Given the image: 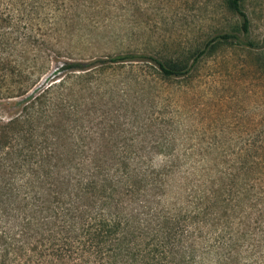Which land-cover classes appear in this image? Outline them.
<instances>
[{
    "label": "trees",
    "instance_id": "1",
    "mask_svg": "<svg viewBox=\"0 0 264 264\" xmlns=\"http://www.w3.org/2000/svg\"><path fill=\"white\" fill-rule=\"evenodd\" d=\"M85 1L22 0L26 14L0 12V28L21 20L26 25L20 37L0 33V100L23 97L19 114L0 118V264H264V144L245 149L232 172L218 169L217 162L54 159L58 152L51 140L56 142L62 122L47 114L52 104L48 88H34L46 66L11 67L7 47L19 38L35 43L30 19L49 24L50 32L59 23L68 33L81 27L85 6L97 5ZM45 5L49 13H38ZM249 5L250 0H226L238 17L236 25L188 48V55L127 49L63 66L86 75L110 63H148L161 79L184 77L223 50H264V36L260 41L251 37L254 10ZM55 105L71 108L67 102ZM63 170L73 176L66 179ZM200 171L183 206L177 191H184L183 183L176 184V175ZM131 203L138 206L128 211Z\"/></svg>",
    "mask_w": 264,
    "mask_h": 264
},
{
    "label": "rangeland",
    "instance_id": "2",
    "mask_svg": "<svg viewBox=\"0 0 264 264\" xmlns=\"http://www.w3.org/2000/svg\"><path fill=\"white\" fill-rule=\"evenodd\" d=\"M21 1L0 0V12L4 16L10 10L26 14ZM250 2L248 10H254L251 37L260 41L264 0ZM96 3L95 8L85 6L84 24L69 33L62 31L63 23L50 32L49 24L30 19V31L37 35L35 43L19 38L7 47L11 67L29 70L33 63L42 62L46 66L34 88H48L46 96L52 104L47 114L55 123L62 122L56 142L51 140L58 152L54 159L66 163H112L122 158L157 164L198 161L206 166L217 162L218 169L232 172L245 149L247 152L253 143L264 144L263 49L223 50L184 77L163 79L156 77L148 63H110L104 70L90 69L86 75L63 66L127 49L154 55L185 51L183 56L188 55V48L236 25L238 17L227 8L226 0H94ZM91 11L98 13L90 16ZM44 12L49 13L47 5L38 13ZM24 22L3 26L0 33L20 37V32L26 33ZM77 73L84 76L75 77ZM22 99H1L0 118L6 121L19 114ZM57 102H67L71 108L61 110ZM200 173L176 175V184L183 183L184 191L177 190L183 206L186 190L196 189ZM61 174L66 179L72 175L66 170ZM137 204L131 203L127 210Z\"/></svg>",
    "mask_w": 264,
    "mask_h": 264
}]
</instances>
